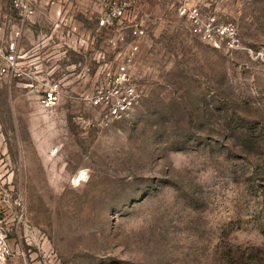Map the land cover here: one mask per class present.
I'll list each match as a JSON object with an SVG mask.
<instances>
[{
	"label": "rangeland",
	"instance_id": "obj_1",
	"mask_svg": "<svg viewBox=\"0 0 264 264\" xmlns=\"http://www.w3.org/2000/svg\"><path fill=\"white\" fill-rule=\"evenodd\" d=\"M0 2L10 36L17 16ZM104 11L38 0L20 40L26 75L0 78L13 249L0 264H264V0H228L218 18L237 50L202 41L179 10L136 21L139 38L128 21L99 25ZM133 44L139 99L114 119L90 98ZM53 82L60 103L46 109Z\"/></svg>",
	"mask_w": 264,
	"mask_h": 264
},
{
	"label": "built area",
	"instance_id": "obj_2",
	"mask_svg": "<svg viewBox=\"0 0 264 264\" xmlns=\"http://www.w3.org/2000/svg\"><path fill=\"white\" fill-rule=\"evenodd\" d=\"M38 0H11V7L16 13L18 23L14 26L12 35L6 33V28L0 22V78L23 77L26 72L20 61V40L23 34V25L32 19L36 13ZM133 0H107L106 9L100 17L99 25L110 26L117 20L125 18L126 10ZM190 0H184L179 7V14L186 16L191 22L194 33L199 38L215 48L229 46V50L241 49V41L237 29L233 25L220 22L214 15L202 13L199 5H190ZM3 8L0 2V21ZM135 38L145 33L139 22L130 25ZM124 39V37H121ZM138 45H131L130 51L123 61L117 65L116 73L106 87H98L91 96L90 102L98 107L108 109L114 119L126 118L139 99L136 84L132 81L131 68L134 65ZM62 88L59 82L48 84L43 97L42 105L46 109L58 106L61 99ZM22 206V202H17ZM19 219L24 217V209L20 207ZM6 232L0 227V260H6L12 255L13 249L6 238Z\"/></svg>",
	"mask_w": 264,
	"mask_h": 264
},
{
	"label": "crops",
	"instance_id": "obj_3",
	"mask_svg": "<svg viewBox=\"0 0 264 264\" xmlns=\"http://www.w3.org/2000/svg\"><path fill=\"white\" fill-rule=\"evenodd\" d=\"M93 12H102L106 9L107 0H88ZM184 0H133L132 4L127 7L125 18L121 21L127 26L134 21L149 24L153 20L161 23L169 20L168 14H178V9ZM228 0H190V5H199L202 13L214 15L219 20L227 17ZM219 9V13L217 10ZM223 10V17H222Z\"/></svg>",
	"mask_w": 264,
	"mask_h": 264
}]
</instances>
